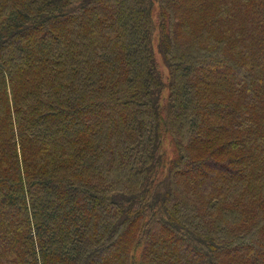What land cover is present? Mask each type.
<instances>
[{"label": "trees", "instance_id": "1", "mask_svg": "<svg viewBox=\"0 0 264 264\" xmlns=\"http://www.w3.org/2000/svg\"><path fill=\"white\" fill-rule=\"evenodd\" d=\"M0 264H264V0H0Z\"/></svg>", "mask_w": 264, "mask_h": 264}, {"label": "rangeland", "instance_id": "2", "mask_svg": "<svg viewBox=\"0 0 264 264\" xmlns=\"http://www.w3.org/2000/svg\"><path fill=\"white\" fill-rule=\"evenodd\" d=\"M156 12L158 10V6L156 4ZM155 12V13H156ZM154 20L155 22L157 23V15L154 14ZM158 34L156 33L155 36H154V52H155V56H156V60H157V63H158V67L160 69V72L163 74L164 76V82L166 81H169V77H168V68L165 66L164 64V61H163V58L162 56L160 55L159 53V47H158ZM168 95V91L166 90L164 92V99L167 97ZM165 152H167L168 154H170V151H171V144H170V140L167 139V141H165L164 145H163V149Z\"/></svg>", "mask_w": 264, "mask_h": 264}]
</instances>
